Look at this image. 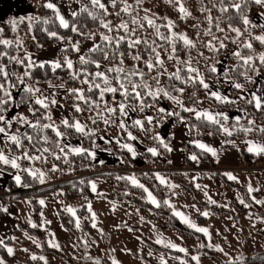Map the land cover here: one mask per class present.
I'll return each mask as SVG.
<instances>
[{"label": "snow or ice", "instance_id": "6c2138e0", "mask_svg": "<svg viewBox=\"0 0 264 264\" xmlns=\"http://www.w3.org/2000/svg\"><path fill=\"white\" fill-rule=\"evenodd\" d=\"M73 2L79 7L78 10H70V16L78 18L81 14H86L92 21L98 23L96 32L82 31L76 22H70L65 18L60 7L52 0H44L41 6L51 10L54 22H58L59 28L70 29L72 33L93 41L92 46L87 49V54L82 53L80 41L73 42L72 37L65 38L57 31H50L48 28H43L42 31L49 38H55L62 43L67 41L61 48V51L65 53L62 58L37 61L27 51L22 58L11 56L8 51H0V57L6 58L9 62H14L24 69L21 73H15L9 69L8 64L0 62V142L7 146V150L0 148V165L16 170L12 179L17 186H29L24 182L22 173H27L41 184L45 183L47 178V173L40 169L22 167L19 163L22 159L42 161L45 160V154H48L56 160L63 159L65 163H70L69 155H74L89 160L90 163L84 167H95L97 163L103 165L105 161L98 160L95 151L99 145L95 140H92V137L97 135L95 126L98 123H103L106 126L115 124L118 127L122 133L120 139L105 138L104 136H99L98 139L103 140L106 144L115 142L133 159L143 154L139 153L135 145L131 143V141L141 142L133 134L131 128H138L145 136L151 133V139L155 142V146L145 148V152L151 157H159L161 148L165 152L171 153L174 151L171 140L175 138L176 133L171 132L167 137H164L154 129L160 127L167 118H175L177 123L183 124L187 129V135H190L193 130L199 132L197 125L191 123V118L183 116L182 112L189 113L195 120L202 122L205 126H210L212 131H209V135L219 133L226 137H232L234 134H243L244 139L241 143L246 145V151L256 157L264 156V122L258 124L255 118H249L248 112V107H251L256 113L264 115V52L257 53L253 43L255 41L264 45V0H198V5H193V8H195V12L203 16L207 24V27L202 29V36L201 21L195 15L193 8L187 6L188 0H163L166 6L175 10L177 14L175 20L168 15H160L151 8L145 7V0H131V2L129 0H107V3L105 0H87V3H84L83 0H68L70 9ZM109 6L112 11H109ZM253 7L259 9L256 12V20L249 16ZM214 12L218 15H213ZM225 15H227L228 21L227 29L221 27V20ZM109 16H115L118 22L108 19ZM24 19L25 17H21L20 22H23ZM27 19L30 21V31L33 23L48 25L53 22L51 17L37 16L27 17ZM188 19L194 20L190 25L192 29L197 30L194 37L189 36L186 31L176 30L178 21ZM237 20L240 26H236L235 21ZM8 23L11 25V30L16 32L18 22L9 20ZM257 28L260 29L259 34L254 31ZM99 29L104 31H99ZM226 32L234 33L235 36L225 34L221 38L215 34ZM3 33L4 28H0V46L8 49L15 44L18 46L17 50L23 48V41L20 38H4ZM245 33H247V38H245ZM96 35H99L102 43L95 41ZM32 39L36 41L35 36ZM226 41L238 46L236 50L229 53L236 63L225 67L222 61L217 60L206 65L208 72L219 73L214 88L213 83L209 82L200 68L195 65L199 58H203L205 61L212 59L206 56L204 51L200 50L201 48L219 55L222 50L227 48ZM36 46L43 47L38 41H36ZM180 46L186 52L184 58L179 55ZM122 47H124V51H121ZM241 49L247 50L246 53ZM193 50L196 52L195 56L192 54ZM69 51L77 53L79 68L67 54ZM162 53H166V56ZM92 54H99L103 63L100 59L94 58ZM127 57H130L135 63L126 66L125 59ZM166 61L175 62L174 70L169 71ZM217 65H220V68ZM46 66H49L53 73L57 69H66L69 79L73 82L79 81L81 86L68 87L63 81L56 84L52 80H48L49 91L45 93L37 86L40 81L27 82L32 79L34 69H44ZM88 66H93L95 71L89 70ZM221 69L223 70L221 71ZM162 77H166L164 83L161 82ZM241 78L243 82H241ZM221 79L232 89L238 90L240 95L233 98L222 92L219 87ZM245 83H250L253 87L246 88ZM258 83L259 86H257ZM189 87L195 90L185 100L186 88ZM18 88L21 90L19 100L14 94ZM200 88L205 91L206 99L214 101L219 110L200 107L203 103L198 96ZM60 90H63V99L70 104L72 113L68 116L62 115L57 122L53 119V109L65 108V104H62L57 98ZM108 94H111V104L106 98ZM165 99L175 105L179 111L158 106L160 101ZM149 100L152 103H149ZM241 100L244 101L245 107L239 108V114L235 116H230L220 108L222 105H237ZM25 104L28 106V112L31 113L32 119L18 110L10 118L6 115L10 108L19 109ZM149 107H155V116L144 115L142 118L131 119L129 123L128 118L131 112L139 110L143 113ZM86 111L90 113L87 119L91 121L92 127H89L87 122L80 120L76 115ZM92 113L94 115H91ZM145 124L152 127L147 128ZM14 125H20V127L14 128ZM175 126L174 124L173 127ZM22 128L31 131H21ZM48 130L54 133L55 139L49 137ZM73 132L91 140L92 147L85 148L82 144L73 146L68 140L69 135ZM189 143L203 152L211 153L214 157L217 156V150L201 140L191 139ZM221 143L237 146L236 141L231 139H225ZM15 150H19L18 155L15 154ZM103 150L111 151L110 149ZM188 159L198 162L199 157L194 153ZM124 162V159L120 158V163ZM168 163L171 164L172 161L169 160ZM73 170L69 169V171ZM49 171L62 170L53 164ZM3 174L4 171L0 168V176ZM151 175L159 181V184L166 185L169 189L179 187L166 180L159 172H154ZM223 175L230 181L238 180L231 172H225ZM144 177L148 178L149 173H144ZM115 178L117 181H125L132 187L141 189L146 194L144 198L155 207L159 208L163 204L171 208L172 215L178 217L195 232L202 233L206 237L210 235L207 227L197 226L188 216L176 210L169 199L159 201L134 173L117 175ZM79 184L89 185L91 191L97 196L104 195L97 191V184L91 179L87 181L80 179ZM72 187L77 188V185L72 184ZM196 187L199 188L200 185L197 184ZM257 191L259 189L254 188L251 183L248 184L249 195ZM129 194L127 191L124 193V195ZM205 195L207 196V193ZM252 200L257 205L264 204V200L256 199L254 196ZM208 202L216 204V201L211 197L208 198ZM38 203L41 206L45 205L43 199ZM239 203L245 208L249 207L244 199H240ZM86 207L90 216L85 219H90L91 227L102 232V229L98 228L97 214L92 209L91 201L87 202ZM192 207H196V205H192ZM0 211L7 213L8 209L0 206ZM64 211L73 218L69 222L73 223L75 228L80 229L81 219L77 216V209L65 206ZM199 214L205 217L209 215L207 211ZM41 216L43 217V213ZM28 223L30 227L37 228L44 227L50 221L42 219L41 224L37 225L29 219ZM49 236L51 237L47 242L49 247L59 250L60 245L56 242L55 234L49 233ZM29 238L31 239V237ZM11 239H15V237ZM32 242L36 244V247H41L35 239ZM156 243L164 244L165 241L158 238ZM82 244L85 248L89 246L86 240L82 241ZM209 246L211 245L202 243L199 247ZM166 247L188 254L187 249L179 247L171 241L167 242ZM215 247L223 251L218 246ZM0 248H3L8 256L15 254L14 248L6 244L3 238H0ZM23 251L28 252V249L25 248ZM83 258L93 260V264H101L100 259H94L90 255L85 254ZM30 259L48 264L43 255L33 254ZM159 259L160 264H167L163 256ZM190 259L196 264H200V258L197 255H191ZM254 259L264 261V255H257ZM0 264H7L2 256H0ZM111 264H120V261L113 257ZM181 264H187V261L181 260ZM229 264H246L245 257L238 256L235 260H230Z\"/></svg>", "mask_w": 264, "mask_h": 264}, {"label": "rangeland", "instance_id": "374dc122", "mask_svg": "<svg viewBox=\"0 0 264 264\" xmlns=\"http://www.w3.org/2000/svg\"><path fill=\"white\" fill-rule=\"evenodd\" d=\"M52 1H54L53 3H56L55 0ZM57 5L64 10V7H69L62 3ZM73 7L72 3L71 9ZM250 18L256 20V14L252 15ZM258 33H260V29H258ZM89 45L90 43L80 44L81 51L89 47ZM59 46H61V44L48 49L43 48L39 52L30 54L33 59L37 61L51 60L54 58V55L56 56ZM218 60L222 61L225 67L228 66V52ZM217 67L220 68V65H217ZM222 70L223 69H221V71ZM215 74L216 77H218L219 73ZM16 93L17 91L15 90L14 94L16 95ZM159 106L173 110L175 105L170 101L161 100ZM17 110L18 109L11 108L6 115L10 118ZM154 111L155 109L152 108L146 115L155 116ZM57 113L60 114V112ZM134 118L139 117L131 112L128 118L129 122ZM171 125H173V122L168 119L162 123L160 127H157V131L160 132L162 136L166 137ZM137 130L140 131L137 128L135 132ZM175 132H177L175 135V141H179L184 134V129L179 128ZM140 133L145 136L142 131H140ZM118 134H121L120 130H118L116 126L111 125L109 128L105 129V134H102V136L108 138L116 137L115 135ZM96 141L99 143L104 142L98 138ZM131 143L135 145L138 152L142 150L144 151L146 147L153 146H146L137 141H131ZM71 144L76 146L75 143ZM171 146L174 151L171 152V158L169 159L172 161V167L178 169L179 165L176 164L178 146L175 147L174 144ZM96 152L97 159H101L99 152ZM134 160H136L138 165L144 164L142 163L143 161L140 156ZM50 167L51 165L48 164L46 168ZM219 167L222 168V175L225 172H231L238 178V180H229L230 184L223 185L222 177L219 176L214 184L213 176L210 177L204 169H200L201 171L187 170L183 178L185 180L191 179L193 181L192 186L194 194L197 195V199H195L188 190H185L180 183L175 181L174 178L169 175H162L172 184L179 186L175 189H169L166 185H162L163 188L166 186V191L168 193V196H164V200L169 199L176 210L188 216L191 221L197 224V226L207 227L209 229L210 235L208 237L203 235L205 239L204 243L199 239H194L189 245H185L183 244L184 236L181 232L173 228L168 230L159 229L151 216L146 215L140 210L135 211L136 208L133 204H126L122 200L108 197L110 187L100 177H92L91 180L96 182L97 191L103 193L104 195L102 196H97L96 193H93L90 186L89 189L93 193V197H87V199L86 197H79L69 202H65L62 199V195L60 194L62 191L60 189H55L54 192L46 191L37 194L35 196V201L39 205V210L35 217L32 215V205L28 199H2L0 197V206L8 209L7 213L0 211V238L4 239L5 237L12 235V231L16 227L17 221L29 225L28 220L31 219L33 223L39 225L41 224L42 219H46L50 221V223L44 225V227H38L43 234L44 243L49 246L47 243L51 238L49 233H54L56 242L60 245V250L72 261H77L87 254L94 259L109 257L111 260V258L114 257L120 261V264H148L149 261L155 264H160L159 258L161 256L164 257L167 264H181V260L187 261V264H196L195 261H191L190 257L191 255H197L200 258V264H216L217 261L215 258L210 257L209 255L203 256L204 251L198 250L201 249L199 246L202 243L205 245H211L206 248L213 250L220 260H235L236 257L241 255L246 258L248 255H253L254 253L264 254V204L257 205L252 200L253 196L256 199L264 200V164L255 167L245 165H219ZM14 174L15 172L10 173L4 171V174L0 176V196L5 192H8L6 190L8 187L7 181L12 179V175ZM58 174V172H54L52 176L47 174L46 182L42 185L49 186L54 182H57L59 179ZM211 178H213V181ZM223 178L227 179L225 175H223ZM249 183H251L254 188L259 189V191L249 195L247 192V186ZM197 184L200 185L199 188L196 187ZM18 189H21V187L18 186ZM173 193H175V195H173ZM205 193H207V196ZM144 197H146L145 193ZM209 197H211L212 200H215L216 204H210L208 202ZM41 199L45 201L44 206H41L38 203ZM157 199H159V197ZM240 199H244L249 205L244 211L239 208V206L244 207V205L239 203ZM88 201H91L92 209L97 214L98 228L102 229V232L98 231L97 228L91 227L90 219H85V217L90 216L86 207ZM82 205H85L86 213L79 212V208H81ZM192 205H196V207H192ZM65 206H72L77 209V216L81 219L80 229L75 228L73 223H71V229L63 224L60 217V210L64 211ZM214 207L221 210V212L217 211ZM167 208L172 212L171 208ZM204 211L209 213L207 217L199 214ZM41 213H43V217L41 216ZM65 214L68 213L65 212ZM72 219L73 218L71 217L70 220ZM177 219L185 227L189 228L178 217ZM25 233H27V235H25ZM14 237L15 239H13L9 246L14 248L15 254L14 256H9V259L6 260L7 264H44V262L40 260H31L30 256L33 254L37 256L43 255L48 264H66L62 262L64 260L56 258L51 254L35 253L29 250L28 252H24L23 249H25L26 246L21 242L36 246V244L32 242L33 239H35L41 245V241L37 236L32 235L25 230H20ZM29 237H31V239ZM158 238L163 239L165 243L157 244L156 240ZM85 240L88 241L89 244L87 248L82 244V241ZM168 241L177 244L179 247H184L188 250V254L186 255L178 250L166 247ZM74 245L76 246L74 247ZM155 246L162 249L156 248ZM215 246H218L219 249H222L223 251L218 250ZM164 248L166 250H164ZM169 250L174 252H170ZM149 253H151V255H149ZM86 260L89 263L93 262V260Z\"/></svg>", "mask_w": 264, "mask_h": 264}, {"label": "trees", "instance_id": "16d2710c", "mask_svg": "<svg viewBox=\"0 0 264 264\" xmlns=\"http://www.w3.org/2000/svg\"><path fill=\"white\" fill-rule=\"evenodd\" d=\"M31 7H32V13L30 15H8L6 16L3 20L0 21L1 28H4V33L2 34L4 38H9V39H14V38H20L23 41V48H20L17 50L18 46L13 45L8 49H5L3 46H0V51H8L9 55L11 56H19V57H24L25 52L27 51L28 53L30 52H39L45 47L52 46L54 44L62 43L61 41L55 39V38H49L45 32L42 31L43 28H48L50 31H57L59 35L67 38V37H72L73 42L80 41V44L84 43H90L89 47L85 48L82 53L87 54V49L92 46L93 41L91 39H84L83 37L78 36L75 33H72L70 29H62L58 27V22H54V17L51 12V10L43 8L41 5L44 3L43 0H28ZM84 3H87V0H83ZM131 2V0H129ZM105 3H107V0H105ZM154 6H153V4ZM193 5H198V0H188L187 6L190 8H193ZM145 7L151 8L153 11L159 13L160 15H168L172 19L177 18V14L174 9L166 6L163 3V0H145ZM79 7V5H78ZM78 10V8L76 9ZM259 9L257 8H252L251 11L249 12V16L251 17L252 15L256 14V12ZM109 11H112L111 7L109 6ZM193 11L195 12V8H193ZM141 15L143 14L142 12L140 13ZM195 15L199 17L201 21V36H202V29L207 27L206 22L204 21L203 16L195 12ZM213 15H218L217 13H213ZM51 17L53 19L52 23H49L48 25H44L43 23H33L31 27V31L29 30V23L30 21L27 19V17ZM25 17L23 22H20V18ZM108 19L111 20H117L115 16H109L107 17ZM70 22L74 21L77 23L78 26L81 27L82 31H93L96 32L98 28V23L94 22L89 18L86 14H81L78 18H73L68 15L67 18ZM9 20H16L18 22V27L17 31L13 32L11 30V25L8 23ZM194 22L193 19H188L186 21H178L176 30L177 31H186L189 36L194 37L195 36V31L190 27V25ZM227 15L223 17L221 20V27H224L227 29ZM236 26L239 25V21H235ZM99 31H104L103 29H99ZM254 31L258 33V28L254 29ZM143 34V33H142ZM216 35H219L221 38L225 34L229 36L234 37V33L226 32V33H215ZM36 37V41L39 42L40 45H43V47H37L36 46V41H33L32 37ZM203 38V37H202ZM245 38H247V34H245ZM95 41L98 43H102L100 41L99 35L95 36ZM67 41L65 40L64 43ZM63 45L57 50L56 52V59L57 58H62L65 53L61 51V48L64 47ZM227 44V48L225 50H222L219 55H215L213 53L208 52L206 49L201 48L200 50L204 51L206 56L211 57L212 59L209 61H205L203 58H199L196 62L195 66H198L201 70V72L204 73L206 79L208 81H212L216 84L217 82V77L215 73H210L208 72L206 65L210 63H214L217 61L220 57H222L224 54L228 52V64L227 65H232L235 64L236 61L234 58H232L229 53L237 49V44H234L230 41L225 42ZM254 43V48L257 53L259 52H264V45H261L259 42H253ZM246 53L247 50H243ZM121 51H124V47L121 48ZM69 57L74 61V64L77 68L80 67L78 63V56L77 53L69 51L67 53ZM194 56L196 55L195 50H193L192 53ZM94 58L100 59L101 62L102 58L99 56V54H92ZM162 55L166 56V53H162ZM179 55L181 58H184L186 56V52L182 49V46H180L179 49ZM0 62H4L8 64L9 69L12 72L15 73H21L23 72V68L20 65L15 64L14 62H9L6 58L0 57ZM135 63L130 57H127L125 59V65H131ZM174 61H166V67L169 69V71L174 70ZM89 70L95 71L93 66H88ZM40 81V83L37 85L41 89L47 93L49 91L47 81L52 80L54 83L59 84L62 81L68 86V87H80L79 81L73 82L69 79V73L66 69H57L55 73L51 70L49 66H46L44 69L36 68L33 70V75L32 79L30 81H27L28 83H34L35 81ZM166 81V77L161 78V82L164 83ZM241 82H243L241 78ZM178 83V82H177ZM219 86L220 87H226L228 89L229 94L232 97H237L240 95V92L238 90L232 89L228 84L224 83L223 80L221 79L219 81ZM86 87V86H85ZM246 88H252V84L250 83H245ZM195 89L189 87L186 88V92L184 95V99L187 100L188 95ZM16 99L19 100L20 96V89H16ZM64 92L63 90H60V93L58 95V99H60V102L62 104H65V108H57L53 109V119L56 120L57 122L61 118L63 112L66 113V116L70 115L72 113V109L69 103H67L64 99ZM198 96L203 103L200 106L207 107L209 109H217V105L214 101L206 99L205 97V91L200 88L198 91ZM108 99L109 104L112 103L111 100V94H108L106 97ZM117 99H119V96H117ZM166 100V99H165ZM167 101V100H166ZM149 103H152L151 100L148 101ZM159 106V105H158ZM245 107L244 101L241 100L238 102L237 105H222L220 108H222L225 112L226 111H238L239 108ZM155 107H149L145 110V112H140L139 110L133 112L135 113L139 118H142L144 115L150 112V110ZM175 110L179 111L175 106ZM11 108L9 109V111ZM58 114L57 112H59ZM8 111V112H9ZM19 112L24 113L25 115L29 116L30 119H32L31 113L28 112V106L27 104L22 105L18 109ZM156 115V110L154 111ZM248 112H249V118H255L257 123H262L264 122V115H261L260 113H256L253 108L248 107ZM7 114V113H6ZM64 115V114H63ZM77 117L85 121L89 124V127H92L91 121H89L87 118L90 115L89 112H84L82 114H76ZM91 115H94L92 113ZM182 115L185 117L191 118V123L197 125V128L199 129V132L193 130L190 135H187V140L182 143L181 149L185 153V156L183 158V165L182 167H178V169H174L171 164L168 163L169 159V153L165 152L163 148L160 149L161 155L159 157H151L150 154H147L145 150L140 151L139 153H142L143 155H140L141 160L143 161L142 165H138L136 163V160H134L125 150H122L118 147L117 144L111 143V144H106V143H97L99 145V148L97 149H110V153L113 155H116L117 157L123 158L124 163L122 165L117 166L115 165H100L96 164L95 167H84V165L89 164V160L84 159L83 157L80 156H74V155H69V161L70 163H65L63 159L61 160H56L53 156L45 154V160L42 161H26V160H20L19 163L21 164L22 167H32V168H37L40 169L44 172H47L48 175L52 176L54 174L53 171H49L52 167L53 164H56L59 169L62 171H55L58 172L59 174V179L57 182H54L53 184L49 186H43L39 181L33 179L31 176H29L27 173H22V178L26 184H28V187H21V189H18V186L15 184L13 179H9L7 181V191L5 192L2 196H0L2 199H28L32 205V215L35 217L37 214V211L39 210V205L35 201V196L37 194H40L42 192L46 191H52L54 192L55 189H60L64 194L62 195V199L65 202L72 201L74 199H77L79 197H88L91 198L93 197V193L89 189V185L84 184L81 185L79 184L80 179H84L85 181L91 179L92 177H100L102 180H104L110 187V191L108 192V197L110 198H116L119 200L124 201L126 204H133L135 206V211L140 210L144 212L146 215L151 216L152 219H154V222L156 226L159 229L162 230H168V229H175L179 232L182 233L184 236L183 239V244L189 245L191 241L194 239H199L203 243L205 242L204 236L202 233H197L195 230L190 229L185 227L178 219L177 217L172 215V212L169 211V209L165 205H161V207L157 208L154 205H152L150 202H148L144 198V193L141 189L134 188L131 185L127 184L125 181H117L116 176L117 175H130L135 174L138 179H140L141 183H144L147 188H149L150 191L159 199L160 201L164 200V196H168V193L166 191V186H163L159 184V181L155 180L152 177V173L154 172H159L161 175H169L170 177L174 178L175 181L180 183L185 190H188L191 195L197 199V195L194 194V189L192 186L193 181L190 180H185L183 177L187 170L190 171H201L204 169L206 173L210 177L213 176L214 178V184L216 183V180H218V177H222V183L223 185H228L230 184V181L226 178H223V175L221 174V169L217 168L216 164L213 162L211 156L207 152H203L200 149H197L193 144L189 143V140L191 139H197L200 134H208L209 131H212V128L210 126H205L202 122L195 120L194 118L191 117V114L189 113H183ZM170 119L173 122V125L175 124L176 126L169 127V131L166 135L168 136L169 133L173 132L179 125L180 123H177L175 118H167V120ZM166 120V121H167ZM130 123V122H129ZM164 123V122H163ZM112 126H116L113 124ZM15 127H20V125H14ZM96 132L97 135L92 137V140H97L99 136H102V134H105V129L109 128L110 126H106L103 123H98L96 126ZM117 127V126H116ZM145 127L151 128L152 126H149L145 124ZM118 128V127H117ZM137 128H131V131L133 132L134 135H136L139 140L141 141L140 143L143 145H153L155 146V142L151 139V133H149L148 136L142 135L140 131H136ZM28 130L22 128L21 131ZM62 131L64 129H61ZM119 130V129H118ZM31 131V130H28ZM154 131H157V128L154 129ZM187 132V129L185 130ZM47 134L49 135L50 138L55 139L54 133H52L50 130L47 131ZM209 135V134H208ZM118 138H121L122 133L115 135ZM213 138L217 139L220 141V149L222 151H235L238 155L239 159V164L240 165H245V166H258L260 164H264V156L256 157L253 156L252 154H249L246 151V146L245 144L241 143V141L244 139L243 134H234L232 137H226L223 134H213L210 135ZM106 137V136H104ZM225 139H231L236 141V145L238 146H233L231 144H222L221 141ZM69 141H80V143L83 145L85 148H91L92 147V141L89 140L88 138H85L79 134L72 133L68 137ZM50 146V145H49ZM0 148H3L7 150V146L3 143L0 142ZM55 150V149H53ZM197 154L199 157L198 162L192 161L188 159V157L191 154ZM15 154H19V150H15ZM51 165L50 168H46L47 165ZM201 165V166H200ZM0 168L3 169V171L13 173L16 170L11 169L9 166H2L0 165ZM44 168V169H43ZM74 169L73 171H69V169ZM201 169V170H200ZM130 170V171H129ZM123 171V172H122ZM149 173V177L145 178L144 173ZM61 177V178H60ZM213 178L211 180L213 181ZM72 184H76L77 188H73ZM82 190V191H81ZM129 192V195H124L125 192ZM158 195V196H157ZM158 199V200H159ZM201 203V202H200ZM215 208V207H214ZM239 208L244 211L246 210L245 207L239 206ZM217 211L221 212V210L215 208ZM80 213H86V207L85 205H82L81 208H79ZM60 217L63 221V224L71 229L72 224L69 222L71 217L68 214H65L63 210H60ZM86 222V221H84ZM20 230H25L26 232L35 235L39 238L41 241V248L25 244L24 242H21L26 246V248L29 251L35 252V253H46V254H51L55 256L56 258H59L63 263L66 264H93L87 262L86 259L83 258V256L77 260V261H72L70 260L60 249H53L49 246H47L44 243L43 239V234L41 233L40 229L37 228H32L30 225H25L21 223L20 221H17L16 227L12 231V235H9L4 238L5 243L10 245L13 241L11 239L14 237L16 234L19 233ZM156 248H159L155 246ZM162 249V248H159ZM164 250H166L164 248ZM201 251H204L203 256L209 255L210 257H213L216 259L217 263L216 264H229L230 260H220L219 257L216 255V253L213 250H210L206 247L198 249ZM170 252H174L169 250ZM264 255L263 253H261ZM261 254H253V255H248L245 258L246 264H264V261L254 259L255 256L261 255ZM0 256H2L5 260L9 259V256L7 255L6 251L3 248H0ZM101 261V264H111V260L109 257H101L98 258ZM148 264H155L153 262H150Z\"/></svg>", "mask_w": 264, "mask_h": 264}, {"label": "crops", "instance_id": "0c3cea01", "mask_svg": "<svg viewBox=\"0 0 264 264\" xmlns=\"http://www.w3.org/2000/svg\"><path fill=\"white\" fill-rule=\"evenodd\" d=\"M52 2H54V1H52ZM55 2L57 4L62 3L64 5L68 6V0H55ZM73 6L74 7L72 9H70L69 7H64L65 10L59 6L62 14L65 16L66 19L68 18V15L70 14V10H76L78 8V5L74 2H73ZM0 11H1V15H0V21H1L8 15H14V16L30 15L32 13V7H31L28 0H0ZM59 44H61V46L63 45L62 43H58V44H54V45L49 46V47H45L44 49H48V48L53 47L55 45L58 46ZM61 46H59L58 49ZM30 53H34V52H30ZM55 58H56V56L54 55L53 59H55ZM53 59H51V60H53ZM209 82H212V81H209ZM215 86H216V84L213 83L214 88H215ZM257 86H259V83ZM252 87H253V85H252ZM220 90L222 92H224L225 94H229L228 89L226 87H220ZM201 107H203V106H201ZM203 108H207V107H203ZM59 112H60V110H59ZM226 112L230 116H235V115L239 114V111H226ZM63 114H62L63 116H66V113L63 112ZM179 128L184 129V134L179 141H177V140L175 141V138L172 139L171 145L174 144L175 147L178 146V148H177L178 149V155L176 157V162H177L176 164H178L179 167H182L183 158L185 156V153L182 151L181 145L183 142L186 141L187 135L185 132L186 129H185L183 124H180L173 132H175ZM168 131H169V129H168ZM175 133L177 134V132H175ZM115 138L119 139L117 137H115ZM197 139L201 140L202 142L208 144L209 146H211L217 150V156H215V157L211 153H209L213 162L216 164L217 168L222 169L221 167H219V165H221V166H229V165L237 166V165H240L237 153L235 151H228V152L222 151L220 149V146H219L220 145L219 140L213 138L212 136H210L208 134H200ZM96 142L99 143L98 141H96ZM70 143H75L76 146L81 144L80 141H70ZM114 144H116V143L114 142ZM95 151L99 152L101 159H98V160H104L105 161V163L103 165H115L116 164L117 166H119V165L123 164V163H120V157L113 155L109 151H105L103 149H95ZM169 158H171V153H169Z\"/></svg>", "mask_w": 264, "mask_h": 264}]
</instances>
